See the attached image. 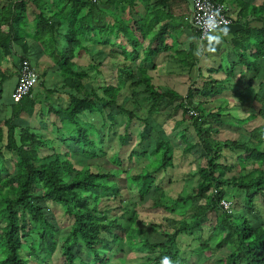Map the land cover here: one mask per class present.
I'll use <instances>...</instances> for the list:
<instances>
[{
	"label": "trees",
	"instance_id": "16d2710c",
	"mask_svg": "<svg viewBox=\"0 0 264 264\" xmlns=\"http://www.w3.org/2000/svg\"><path fill=\"white\" fill-rule=\"evenodd\" d=\"M136 1L0 2V89L13 75L5 66L10 59L16 64L27 59L36 65L46 56L51 62L38 72L39 96L33 90L14 102L9 117L0 121V264H47L58 251L64 264H114L112 254L122 251L124 243L141 246L143 264H164L165 259L169 264H184L187 257L181 256L178 238L196 232L200 245L190 253L204 254L202 264H264V125L247 133L237 132L236 139L219 138L223 126L237 131L264 112V78H259L258 70L264 61V26H247L233 41L243 69L237 82L232 84L235 73L224 72L221 66L198 69L201 85L193 83L183 96L154 84L150 74L155 70L154 59L173 51L185 68H201L195 52L203 53L207 41L198 47L195 31L197 44L177 50L176 26L166 23L155 32L158 13L139 20L125 16L127 10L130 14L134 10ZM213 1L225 4L229 16L231 8L238 10L237 20H264V4ZM32 6L34 19L30 24ZM172 37L168 45L166 41ZM101 48L108 49V54L98 60ZM34 49L39 52L34 53ZM81 59L89 60L86 67L77 62ZM105 60L114 61L115 69L106 70ZM49 74L59 77L67 103H51L59 90L47 86ZM245 75L248 78L241 88ZM257 79L259 88L249 103L246 93L254 89ZM138 88L147 95L143 104L136 100L134 91ZM227 92L244 108L238 109L245 112L244 118L224 101ZM255 102L261 108L246 107V103ZM129 104L131 108H127ZM94 115H98V123L90 119ZM157 116H164V122L171 125H160ZM31 119H37L39 126L31 125ZM80 125L83 127L78 131L72 129ZM48 126L62 136L47 138L42 131L49 130ZM134 127H139L135 145L130 143ZM109 137L120 143L119 151L111 157L104 147ZM58 144L66 151H59ZM176 149L198 161L193 174L198 176L197 183L191 192L176 199L159 192L151 208L175 213L177 218H166L163 225L152 224L154 231L162 228L163 241L142 240L144 229L136 226L137 204L125 201L121 213L111 204L116 201L122 207L124 188L129 195H137L140 203L158 192L157 175L173 167ZM73 155L87 160L107 157L119 169L125 160L135 159L147 161V167L135 174L99 170L94 164L78 165ZM222 200L230 203L229 210L223 208ZM55 206L63 210L68 225L59 223ZM205 231L208 233L203 237ZM223 249L227 250L225 255H219ZM120 260L124 264L123 258Z\"/></svg>",
	"mask_w": 264,
	"mask_h": 264
},
{
	"label": "rangeland",
	"instance_id": "374dc122",
	"mask_svg": "<svg viewBox=\"0 0 264 264\" xmlns=\"http://www.w3.org/2000/svg\"><path fill=\"white\" fill-rule=\"evenodd\" d=\"M176 38V37H175ZM178 50V49H177ZM104 58V57H103ZM102 57L98 58V60H102ZM207 60H209L208 58L202 56L201 59V68H194V69H188V68H183L181 66H177V65H173L170 64V66H168V69L170 70V72H157V73H153V80H154V84L159 85L160 87H166V88H170V89H174L176 92H178L181 95H186L187 94V90L190 86H194L193 83H195L196 85H201V78L198 76V69H207L206 67L212 65V64H206L208 63ZM77 62H79L81 65H83L84 67H86L89 63V60H77ZM225 64V63H224ZM225 69V68H224ZM113 70V69H111ZM258 70L260 71V76L259 78L262 79L264 78V61H262L259 66H258ZM205 72V71H204ZM57 79H59L58 76H56ZM245 78H248L247 75L243 76L241 79V88L244 86ZM247 80V79H246ZM259 82L260 80H255L254 81V89L252 90H248L246 93V101H248L249 103L252 102L254 96H255V91L258 90V86H259ZM9 85V86H8ZM5 86V89L7 88V90H5L6 94H10V85L8 84ZM255 90V91H254ZM134 92H136V100L140 101L141 104H143L142 100L143 98H145L147 95L146 93H143V89L142 88H138L136 89ZM225 102H227V104H229V106H231V108H237V112L235 113L237 116L244 118L246 116L245 112H243L242 110H238V109H244L243 107H241V105H239V103L237 102V100H234L233 97L230 96V92L225 93ZM67 97H63V99L61 98L59 101L62 102H58L60 105L62 103H65V100ZM122 100V99H121ZM246 103V107H249L250 105L254 106L256 108V110H258L260 107V105L258 103H252L249 104ZM226 104V103H225ZM127 108H131V105L129 104L127 106ZM100 116V115H99ZM53 117H49V119H52ZM157 119V122L161 125H164L165 128H168L171 123H165V117L164 116H157L155 117ZM88 119V118H87ZM90 119L93 122L98 123L99 122V118L98 115H94L91 116ZM86 121H90L89 119ZM31 125L38 127L39 126V122L37 121V119H31L30 120ZM264 125V112L263 114H261L260 116H258L257 119H255L254 121L250 122L249 124H245L243 126L242 129H237V131L234 130V128L230 127V126H223V128L221 129V133L219 134V138L222 140L225 139H236L238 137L237 132H242V133H247L246 131H251L252 129L258 127V126H262ZM83 127V126H82ZM81 125L79 127L73 126L72 129L74 131H78L79 128H82ZM48 129H45L42 132H45L46 137H53L55 139L60 138L61 136L59 134H54L53 131H50V127L48 126ZM193 129V128H192ZM132 136H131V142L133 143V145L137 144L136 140L139 138L138 134H139V127H134V129H132L131 131ZM64 137L67 136V134L63 133ZM51 139V138H50ZM134 139V141H133ZM151 142H155V138H152L150 140ZM69 146L70 143L68 144ZM146 145H150L151 143H146ZM130 146V145H129ZM107 150V157H111L114 156L117 151H119L120 149V143L118 141L117 138H111L109 137L106 142H105V146H104ZM57 148L59 149V151L63 152L66 151V148H64V146H60V144H58ZM128 151L131 149V147H127ZM264 150V145H262L261 147ZM127 151V153H128ZM174 165L172 168H168L167 171L158 174L157 176L158 179L160 180L159 184V188L160 190L158 192H155L154 195L151 194L148 196V198L143 202L140 203L137 200V195H135L134 193H131L129 195V192L126 188L123 189L122 191V195L120 197V200H123L122 203V207H118L119 203L118 202H114L113 204H111L112 206H116V209L118 210V213H121L120 209L121 208H125L126 203L132 204V203H136V211L138 214V222H137V227H139L140 229H144L143 233H142V240H147L150 239L151 242H155V241H163L164 238H162L160 231H162L161 227L156 228L157 231H154L151 227L152 224H164V220L166 218H170V219H175L177 218V215L174 213H168L163 209H153L151 208L153 202L155 201V198L158 199V197L160 196L159 192H161L163 190V194L168 197L169 199L173 198L176 199L177 196L179 195H185L188 194L189 192H191L192 188L196 185L197 180H198V176L197 175H193L196 174L199 163L198 161L195 159L194 156L190 155V154H186L184 153L181 149H176L175 153H174ZM104 158L102 160H87L84 159L82 156L80 155H73V160L76 161V163L80 166H85V165H95L98 167V169L100 170H116L118 172H121V170L128 172L127 174L130 173H140L143 168H146V162H142L139 160H133L132 162H128L127 160H125V163L121 166V168L119 169L118 167L114 166L113 164H111L110 162H108L109 158ZM122 157H126V155H122ZM204 162L200 163V165H203ZM238 170H234L233 173H236ZM192 174L193 177L189 178V175ZM191 176V175H190ZM121 185H124V181L121 180L120 181ZM128 189H130L129 187H127ZM132 191V190H131ZM162 194V195H163ZM258 200V199H257ZM258 206H262L260 201H258ZM54 213L57 216V219L59 221V223H61L63 226L68 225V220L66 219L65 214L63 213V210L60 207L55 206L53 208ZM261 211H262V215L264 217V207H261ZM135 230V229H134ZM133 231V230H132ZM138 231V230H135ZM207 231L204 232L203 237H206L207 235ZM197 235L199 236V233L196 232L195 234H193V236H186V235H182L178 238V246L181 248V256L182 257H187L186 261L184 262V264H202V262L205 259L204 254L198 256L197 253H190L191 251H197L198 246L200 245L196 239H197ZM137 236V235H136ZM138 238V237H137ZM141 239V237H139ZM123 250L118 252H114L112 254V259L114 261V264H121V260L120 258H123L124 264H143L144 262V256H143V250L141 248V246L139 245L138 247H131V245H126V243H124V245H122ZM227 250H221L219 251V255H225ZM114 256V257H113ZM117 258V259H116ZM47 264H64V259L63 256L61 254L60 251L56 252L55 255L53 256L52 260L50 263ZM207 264H212L210 262H208ZM214 264H226L225 261L221 262V263H214Z\"/></svg>",
	"mask_w": 264,
	"mask_h": 264
},
{
	"label": "crops",
	"instance_id": "0c3cea01",
	"mask_svg": "<svg viewBox=\"0 0 264 264\" xmlns=\"http://www.w3.org/2000/svg\"><path fill=\"white\" fill-rule=\"evenodd\" d=\"M13 0H0L1 4H9ZM250 4H254L256 6L264 4V0H247ZM33 6L30 8L29 11V22L32 24L34 19V13H33ZM127 10V13L125 16H127L131 20H139L141 17H146L148 15H156L158 13L160 17V22L158 25L155 26V32L160 30V28L166 24V23H172L177 28L175 29V33H173V36L176 37L177 46L176 49L185 51L190 47V44H197L198 38L195 34V29L190 24V17L192 13V7L191 4L188 3L185 0H137L135 3L134 10L131 11ZM230 16L232 18V25L228 28H226V31H217L213 34H211L208 39L206 40L207 43L205 44V49L203 53H200L196 51L195 55L198 57L201 67V59L202 56L208 58V63L206 64H212L206 68L214 67L219 68L220 66L223 68L224 72H234L235 77L230 81L232 84L237 82L239 80L238 74H240L243 69L238 63V54L233 49V41L239 36V32H241L243 29H245L247 26L251 29H258L262 28L264 26V20H259L254 17H248L246 19L240 18L239 20L237 17L238 10H234L231 8ZM118 14V13H117ZM114 19V18H113ZM173 41V37L167 39L166 43L168 45H171ZM148 45V41L145 42V46ZM199 47V46H198ZM17 50V49H16ZM18 51V50H17ZM114 51V49H113ZM39 52L38 49H34V53ZM108 49H102L97 50L98 56L100 57H107ZM119 53V51H118ZM118 56V55H117ZM36 60V59H35ZM38 60V59H37ZM114 60V59H113ZM104 67L106 70L115 69V62L114 61H104ZM155 70L151 71L150 74L157 73V72H170L168 69V66L170 64L181 66L183 68L184 65L181 63L178 59L175 57V53L173 51L171 52H162L160 53L155 59ZM225 63V64H224ZM38 64V67L36 65ZM37 64L34 66L37 68L38 72H43L45 69L48 68L49 64L51 65V62H49V58L46 56H41L39 60L37 61ZM5 65V64H4ZM20 63L18 62L16 64V61L14 59H10L9 62L5 65L7 66L11 72L12 76L9 80H7L4 84L2 89H0V121L3 120L6 117H9L10 115V108L13 105L12 100V94L15 90V87L18 82V69H19ZM148 66H150L147 63ZM236 65L235 68L233 66ZM225 68V69H224ZM223 71L220 73L223 74ZM225 74V73H224ZM225 78V75H223ZM247 78H245L246 81ZM47 80V86L50 88H56L59 90V93L55 94V97H52L51 103H58L60 98L63 99V97H67L65 94L66 92L62 90V85L60 83V80L57 79L56 75H48L46 76ZM11 84L10 86V94H6L5 86ZM9 86V85H8ZM259 88V86H258ZM34 93L39 96L40 88L37 85L34 89ZM68 98V97H67ZM66 98V99H67ZM68 99L65 100L67 103ZM61 102V101H60ZM28 119L27 117L23 116L22 119ZM54 118L50 119V121H53Z\"/></svg>",
	"mask_w": 264,
	"mask_h": 264
},
{
	"label": "built area",
	"instance_id": "2783aa9c",
	"mask_svg": "<svg viewBox=\"0 0 264 264\" xmlns=\"http://www.w3.org/2000/svg\"><path fill=\"white\" fill-rule=\"evenodd\" d=\"M98 2V0H88ZM191 4L192 13L190 24L199 35L198 45L201 47L208 37L220 30L226 29L232 25V18L228 14L225 4L215 3L213 0H185ZM40 77L37 68L25 59L18 69V82L12 94V100L15 103L30 95L39 84ZM196 115V112H191ZM221 205L225 210L230 209V203L222 200Z\"/></svg>",
	"mask_w": 264,
	"mask_h": 264
},
{
	"label": "clouds",
	"instance_id": "9594fccd",
	"mask_svg": "<svg viewBox=\"0 0 264 264\" xmlns=\"http://www.w3.org/2000/svg\"><path fill=\"white\" fill-rule=\"evenodd\" d=\"M164 264H169V261L165 259Z\"/></svg>",
	"mask_w": 264,
	"mask_h": 264
}]
</instances>
